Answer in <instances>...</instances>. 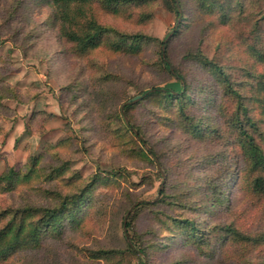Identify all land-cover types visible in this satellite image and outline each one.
Masks as SVG:
<instances>
[{
	"label": "rangeland",
	"instance_id": "1",
	"mask_svg": "<svg viewBox=\"0 0 264 264\" xmlns=\"http://www.w3.org/2000/svg\"><path fill=\"white\" fill-rule=\"evenodd\" d=\"M180 2V16L164 0H138L119 15L97 4L101 23L153 41L144 43L139 55L102 46L87 57H77L55 36L43 3L0 0V95H16L0 96V175L11 169L26 173L33 157L40 165L30 182L19 181L12 190L0 191V211L53 205L55 194L77 193L84 186L87 196L80 225L66 222L61 235H45L38 248L0 258V264H140L132 255L101 257L98 251L124 248L123 224L133 201L138 200L136 206L156 201L167 178L156 174L160 162L148 154L149 146L138 144L126 132L124 122H129L122 109L141 101L142 91L174 81L160 66L156 41L169 42L170 59L188 81V109L208 132L195 137L184 124L159 121L155 102L143 101L132 115L169 168L172 185L191 195L187 208L172 205L164 208L165 213L191 219L206 242L199 248L179 227L171 223L170 231L162 226L155 218L157 207L136 212L133 233L158 246L151 250V264H236L235 253L253 261L264 257L262 247L244 254L233 250L226 261L221 259L230 245L209 228L234 223L262 232L263 202L242 191L238 176L240 186L237 181L229 186L224 204L205 202L207 182L218 176L224 181V169L249 175L228 124L235 104L222 95L206 69L184 58L188 51L200 49L224 65L236 82L251 81L245 71L264 67L249 50L257 43L264 49V20H258L264 3L244 0L243 7L217 4L207 10L201 0ZM134 97L139 98L133 101ZM95 176L102 180L88 187ZM192 187L199 191L192 194ZM173 199L176 204L181 200Z\"/></svg>",
	"mask_w": 264,
	"mask_h": 264
},
{
	"label": "trees",
	"instance_id": "2",
	"mask_svg": "<svg viewBox=\"0 0 264 264\" xmlns=\"http://www.w3.org/2000/svg\"><path fill=\"white\" fill-rule=\"evenodd\" d=\"M47 7L52 19V29L55 36L62 43L69 45L70 51L74 56L87 57L92 52L107 46L115 53H124L128 55H139L143 51L144 43L153 41L150 37L141 33L127 34L118 31L112 26L101 23L96 15L95 8L101 4L103 9L110 14L119 15L124 9L129 8L138 0H38ZM166 7L177 11V6L182 7L180 0H164ZM244 0H201L202 7L212 10L217 4L223 6H234V4L243 7ZM264 3V0H255ZM206 3H211L212 7ZM259 21L264 20V11L258 17ZM177 32V31H176ZM175 36V35H174ZM160 46L159 61L163 70L174 80L161 87L153 86L148 90L140 93L144 98L131 105H123L122 109L125 118L129 124L124 122L126 132L134 138L138 144L149 146L148 154L158 159L160 168L156 174L161 178L166 175L167 178L159 190V198L154 202H141L133 212L130 213L126 220L125 238L127 241L124 248H115L98 251L99 256L112 257L117 256H134L140 264H151V250H158L157 245L146 243L145 239L133 233L134 216L141 209L157 207L155 218H159L162 226L165 225L168 230H172L171 223L181 229L182 235L186 240H191L199 248L205 244L203 231H199L195 223L189 219L179 216H172L165 213L164 208L172 205L184 206L187 208L186 201L190 198L189 193H184L179 185H172L170 180V170L162 160L160 153L148 141L145 132L134 121L132 111L143 101L155 102L156 107L161 112L159 121L164 123L174 122V124H184L188 133L193 136H203L206 130L202 128L201 120L188 109L190 100L189 85L185 74L176 65H174L167 52L169 42L156 41ZM252 56L261 62L264 66V49L259 48V44L250 46ZM185 60L193 61L201 65L208 73L214 77L222 95L231 99L234 106L233 113L228 116L229 129L234 135L235 144L238 146L241 156L245 163V171L249 177H243L242 174L228 172L224 169V181L219 182L218 177L211 178L206 185L207 193L206 203L212 206L224 204L228 198L227 190L229 186L238 180L243 182L242 191L257 197L263 202L264 210V67L261 71H245V76L251 81L236 82L233 76L226 71L224 65L214 58L207 56L202 50L188 51L184 56ZM1 97L16 98V95L1 94ZM139 97H134L136 101ZM129 101H126V104ZM213 132V129L211 130ZM214 132H218L217 129ZM123 138L127 136L123 135ZM141 153L149 158L143 148L138 145ZM225 153H221L223 158ZM218 156V155H216ZM214 157V159L216 158ZM39 160L35 157L30 159L27 165L26 173L9 170L7 173L0 175V191L12 190L19 182H30L38 176ZM233 176V180H231ZM238 176V177H237ZM237 177V178H236ZM102 178L95 176L90 183L91 188L100 182ZM238 182V181H237ZM239 187V182L237 184ZM84 186L77 193H68L65 195L55 194L53 205H26L18 209H7L0 211V258H7L9 255L23 250L36 249L40 246L41 240L45 235H61L66 222L74 224L75 227L80 225L79 217L81 210L86 203L87 196L84 193ZM179 191L176 193L175 191ZM192 194L199 191L198 187H192ZM178 194V195H177ZM180 197L177 202L173 199ZM185 200V201H184ZM138 200L133 201V206ZM198 201V200H197ZM164 218H163V217ZM214 233L220 237V242L229 244L230 247L221 254V259L226 261L228 256L233 252L246 253L262 249L264 247V231L253 232L250 227L242 225H218L210 227ZM206 230V232L209 231ZM236 264H264V257L258 261H253L251 257L238 256ZM208 255V253L206 254ZM227 255V256H226ZM221 263H224L221 261Z\"/></svg>",
	"mask_w": 264,
	"mask_h": 264
},
{
	"label": "water",
	"instance_id": "3",
	"mask_svg": "<svg viewBox=\"0 0 264 264\" xmlns=\"http://www.w3.org/2000/svg\"><path fill=\"white\" fill-rule=\"evenodd\" d=\"M125 120L127 121V118H125ZM128 122V121H127ZM159 171H161L160 166H158ZM161 190V189H160ZM140 203V202H139ZM136 205H134L127 213L126 217H125V221L124 224H126V220L128 218V216L130 215V213L133 211V209H135ZM124 230L126 231V226L124 225Z\"/></svg>",
	"mask_w": 264,
	"mask_h": 264
}]
</instances>
